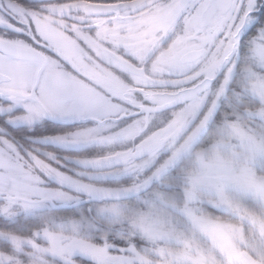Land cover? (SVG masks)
<instances>
[{"label": "snow or ice", "instance_id": "1", "mask_svg": "<svg viewBox=\"0 0 264 264\" xmlns=\"http://www.w3.org/2000/svg\"><path fill=\"white\" fill-rule=\"evenodd\" d=\"M0 264H264V0H0Z\"/></svg>", "mask_w": 264, "mask_h": 264}]
</instances>
